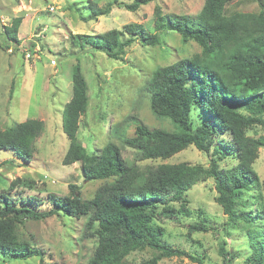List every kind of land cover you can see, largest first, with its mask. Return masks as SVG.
Here are the masks:
<instances>
[{"label": "trees", "instance_id": "16d2710c", "mask_svg": "<svg viewBox=\"0 0 264 264\" xmlns=\"http://www.w3.org/2000/svg\"><path fill=\"white\" fill-rule=\"evenodd\" d=\"M150 1L112 0L98 7L89 0V13L83 18L108 14L114 4L134 11ZM230 1L204 0L193 18L162 16L156 11L155 32L142 24L126 23L103 33L69 35L73 46H89L111 59L122 58L136 40L142 45H157L159 31L176 32L183 42L195 41L201 47L199 52L157 67L145 84L151 112L158 119L169 118L165 121L172 129L138 123L124 142L137 150L140 159H166L193 145L208 153L210 160L208 165L178 162L139 169L114 143L88 151L77 138L78 121L88 105L87 83L77 62L72 68L71 98L62 109V130L68 146L61 162H78L84 181L103 183L91 198H83L74 184H69L66 194L48 192L42 197L14 192L17 187H32L27 179L15 177L6 190L0 191V257L12 260L37 256L40 264H51L44 261L41 248L19 239L17 230L28 220L63 214L87 217L82 236H91L95 247L86 264H124L131 252L146 249L152 256L141 264H157L161 258L172 256L205 264L203 255L166 242L159 221L177 220L180 215L192 218L186 192L197 182L212 179L214 199L227 217L224 224L240 222L245 249L242 264H264V213L252 207L258 204L254 192L260 186L253 164L259 147L264 146V135H247L254 124L264 130V3L257 13H250L228 11ZM21 20L16 16L9 26L2 25L9 42L19 43ZM43 129L41 119H27L0 129V149L12 150L26 162ZM230 152L231 163L220 165ZM174 201L179 202L178 208ZM187 228L193 233L213 227L203 215ZM224 244H220L222 256L230 253L234 258L239 250L226 251Z\"/></svg>", "mask_w": 264, "mask_h": 264}, {"label": "rangeland", "instance_id": "374dc122", "mask_svg": "<svg viewBox=\"0 0 264 264\" xmlns=\"http://www.w3.org/2000/svg\"><path fill=\"white\" fill-rule=\"evenodd\" d=\"M98 7L112 0H92ZM131 3L133 0H117ZM204 0H153L130 11L114 4L108 14L85 20L89 0H0V129L27 119H41L44 129L34 141L31 159H18L9 149H0V191L10 181L21 177L31 182L29 188L17 187L14 192L39 195L48 192L66 194L69 184L78 186L83 198H91L102 180L84 181L78 162L63 165L62 158L68 139L62 130V109L72 94V68L78 62L87 83L88 105L79 118L77 138L88 151H97L114 143L128 161L139 169L161 163L187 162L208 165L210 155L193 145L166 159H140L137 150L124 142L136 124L148 128L172 129L169 118H156L150 109L145 84L159 66L179 58L190 57L201 47L193 40L183 42L176 32L159 31L157 45L133 42L120 59H111L104 52L89 46H73V33H103L120 29L126 23L142 24L155 32L156 11L162 16L197 15ZM264 0H231L227 10L257 13ZM21 16L17 39L8 41L3 26ZM3 25V26H2ZM6 45L9 47L6 48ZM30 54L26 58V53ZM55 60V65L50 60ZM164 119V120H163ZM247 135H264L260 125L247 129ZM232 152L220 163L229 165ZM253 168L260 186L255 190L258 204L252 207L264 213V146L259 147ZM253 193V194H254ZM212 179L199 181L186 192L193 217L162 218V238L173 246L204 256L205 264H242L245 249L240 222H226V214L216 203ZM178 208L179 202L174 201ZM43 206V205H42ZM246 209V208H241ZM200 210L202 213H200ZM205 215L212 229L189 233L187 224ZM264 216V215H263ZM86 216H51L44 220H28L17 230L19 239L28 241L44 251L43 259L51 264H86L95 247L91 236L83 237ZM250 227V226H249ZM247 227V230L248 228ZM230 253L222 256L220 244ZM232 254V253H231ZM152 256L149 249L134 251L124 264H141ZM0 257V264H40L37 256L29 259ZM157 264H196L187 257H164Z\"/></svg>", "mask_w": 264, "mask_h": 264}, {"label": "built area", "instance_id": "2783aa9c", "mask_svg": "<svg viewBox=\"0 0 264 264\" xmlns=\"http://www.w3.org/2000/svg\"><path fill=\"white\" fill-rule=\"evenodd\" d=\"M25 56H26V58H29V57H30V54L27 52V53L25 54ZM50 64L55 65V60H54V59H51V60H50Z\"/></svg>", "mask_w": 264, "mask_h": 264}]
</instances>
